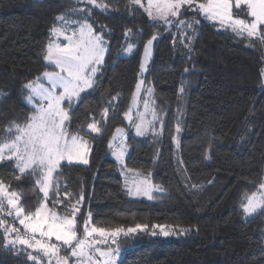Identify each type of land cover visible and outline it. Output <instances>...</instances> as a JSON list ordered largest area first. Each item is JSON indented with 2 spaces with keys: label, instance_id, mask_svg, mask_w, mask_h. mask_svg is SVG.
I'll use <instances>...</instances> for the list:
<instances>
[{
  "label": "trees",
  "instance_id": "obj_1",
  "mask_svg": "<svg viewBox=\"0 0 264 264\" xmlns=\"http://www.w3.org/2000/svg\"><path fill=\"white\" fill-rule=\"evenodd\" d=\"M97 2L108 10L84 0H0V136L12 122L23 124L30 114L23 85L56 70L43 59L55 17L67 13L72 20L83 19L71 10L91 9L88 21L97 30L104 26L109 51L95 90L82 94L69 131L75 132L85 120H100L109 101L115 111L109 108L101 134L85 136L91 145L89 163H65L56 177L61 198L67 192L74 202L84 195L77 218L80 232L88 212L97 226L149 225L146 231L119 238L117 264H264V213L245 217L240 208L244 195L264 180V45L250 44L187 12L181 19L200 21L189 51L175 26L153 25L143 8L130 0ZM127 29L133 33L128 41ZM152 35L157 39L147 73L139 77L144 46ZM128 43L131 52L124 51ZM141 78L153 88L155 109L163 121L160 135L137 136L124 118ZM116 128L128 134L122 167L109 148ZM122 169L149 177L162 191L153 192V200L130 197ZM18 174L14 162H0V179L23 193L26 210H34L42 198L34 190L35 177L17 181ZM56 211L63 213L64 205ZM153 224L170 226L176 234L165 237L157 228L152 235ZM3 235L0 231V264H32L19 246L6 250Z\"/></svg>",
  "mask_w": 264,
  "mask_h": 264
},
{
  "label": "snow or ice",
  "instance_id": "obj_2",
  "mask_svg": "<svg viewBox=\"0 0 264 264\" xmlns=\"http://www.w3.org/2000/svg\"><path fill=\"white\" fill-rule=\"evenodd\" d=\"M84 2L101 11L108 10L107 5L97 0ZM130 3L143 8L153 25L159 22L167 28L175 26L180 42L189 51L200 21L195 18L181 19L187 12H193L217 25L219 30L246 38L250 44L258 41L264 45V0H146V3L144 0H130ZM71 11L79 13L83 19L72 20L67 13L57 15L45 46L43 59L56 70L44 71L23 85L26 90L24 100L30 108V114L23 124L12 122L6 128V134L0 136V162H14V171L19 173L14 176L17 181L35 177L34 190H38L42 198H38L34 210H26L21 203L23 193L13 190L9 183L0 179V231L4 234V248L15 251L19 246L26 251L27 260L32 264H117V257L121 254L119 238L146 231L149 225L137 223L134 227L114 228L97 226L92 222L91 212H88L82 217L81 233L77 218L81 214L84 195L80 194L74 202L67 192L61 198V188L56 179L62 175L59 169L65 163H89L91 145L85 136L101 134L104 130L101 124L107 123L109 108L115 111L109 101V106L100 113V120H85L75 132L69 131L75 109L84 99L82 94L95 90L98 73L109 51L104 38V26L97 30L88 21L91 9ZM189 31L192 35L188 34ZM124 36L128 41L133 36L132 30L127 29ZM156 39L157 36L152 35L144 46L145 62L140 65L139 77H143L147 71L146 61ZM132 49L133 45L128 43L124 51L131 52ZM261 74L264 75V69H261ZM183 92L182 86L180 93ZM116 99L112 97V100ZM124 118L135 129L137 136H144L148 132L160 135L163 131V121L155 109L153 88L145 86L142 78L135 84ZM157 122L160 123V132L156 131ZM180 130L177 123L176 133ZM127 135L123 128H116L109 141L112 154L121 164L127 151ZM173 141L179 143L176 136ZM128 172L133 170L129 169ZM125 187L128 195L143 196L148 200L154 199V191H162L151 183L149 177L141 178L139 174H134L131 184L126 182ZM61 204L64 205L63 213L56 211ZM240 208L245 217L257 212L264 213V180L256 191L244 195ZM5 216L12 217L13 222L9 223L4 219ZM16 221L22 229L16 226ZM151 228L152 235H157V228L165 237L176 234L173 228L166 225L153 224ZM187 231L180 230L181 233ZM62 250L67 254L62 255Z\"/></svg>",
  "mask_w": 264,
  "mask_h": 264
},
{
  "label": "rangeland",
  "instance_id": "obj_3",
  "mask_svg": "<svg viewBox=\"0 0 264 264\" xmlns=\"http://www.w3.org/2000/svg\"><path fill=\"white\" fill-rule=\"evenodd\" d=\"M152 52H153V44H152V46H151L150 57H149L148 60L146 61V68L148 67V64H149V61H150V58H151ZM142 62H145V53H143V59H142ZM147 69H148V68H147ZM49 71H52V70H49ZM146 73H147V71H146L144 74H146ZM142 79H144V78H142ZM142 95H143V92L141 93V97H142ZM141 110H142V106H141ZM133 132H134V134H135V129H134V128H133ZM174 145H175V147L178 146V144H177L176 142H174ZM112 151H113V150H112ZM127 153H128V147H127V151H126V153H125V155H124V157H123V163H124V158H125V156L127 155ZM111 155H112V157L116 160V157H115L112 153H111ZM116 161H117V160H116ZM74 163H76V162H74ZM117 163L119 164L120 167L123 166V164L119 163L118 161H117ZM78 164H79V163H78ZM122 170H123V169H122ZM128 170H129V169H124V170L122 171V175L124 176L125 184H126V182H127V183L130 185V184H131V181H132V179H133L134 174H139V173H137V172H135V171H133V172H128ZM126 174H127V175H126ZM125 175H126V177H125ZM139 175H140L141 178L145 177V176H143V175H141V174H139ZM154 192H157V191H154ZM129 196H130V195H129ZM130 197H132V198H142L143 196H141V197H133V196H130ZM144 198H146V197H144ZM244 216H245V215H244ZM7 218H9V220L11 221L10 223L13 222V218H12V217H7ZM15 223H16V226H17V227H21V229H22V226L19 225L18 221H16ZM112 247L115 248V245H112ZM61 254H62V255H65V254H67V253H66V252H61ZM119 258H120V255L117 257V262H118ZM45 264H46V262H45Z\"/></svg>",
  "mask_w": 264,
  "mask_h": 264
}]
</instances>
